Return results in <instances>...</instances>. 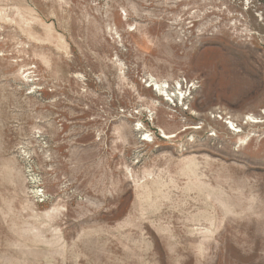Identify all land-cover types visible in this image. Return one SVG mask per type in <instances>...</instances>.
Listing matches in <instances>:
<instances>
[{"label": "rangeland", "instance_id": "1", "mask_svg": "<svg viewBox=\"0 0 264 264\" xmlns=\"http://www.w3.org/2000/svg\"><path fill=\"white\" fill-rule=\"evenodd\" d=\"M0 264H264V0H0Z\"/></svg>", "mask_w": 264, "mask_h": 264}, {"label": "bare ground", "instance_id": "2", "mask_svg": "<svg viewBox=\"0 0 264 264\" xmlns=\"http://www.w3.org/2000/svg\"><path fill=\"white\" fill-rule=\"evenodd\" d=\"M166 137V136H165Z\"/></svg>", "mask_w": 264, "mask_h": 264}]
</instances>
